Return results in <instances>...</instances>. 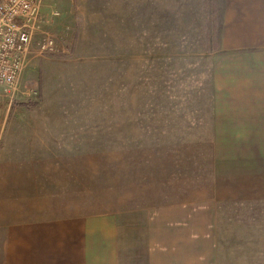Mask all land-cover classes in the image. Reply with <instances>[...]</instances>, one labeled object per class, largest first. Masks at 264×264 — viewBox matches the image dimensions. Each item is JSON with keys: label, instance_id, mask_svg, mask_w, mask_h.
Here are the masks:
<instances>
[{"label": "crops", "instance_id": "obj_1", "mask_svg": "<svg viewBox=\"0 0 264 264\" xmlns=\"http://www.w3.org/2000/svg\"><path fill=\"white\" fill-rule=\"evenodd\" d=\"M34 60L0 87V264H264V208L246 203L264 200L261 109L225 115L234 93L216 92L206 138L140 141L133 93L108 110L106 76L64 90L35 79L61 60Z\"/></svg>", "mask_w": 264, "mask_h": 264}, {"label": "rangeland", "instance_id": "obj_2", "mask_svg": "<svg viewBox=\"0 0 264 264\" xmlns=\"http://www.w3.org/2000/svg\"><path fill=\"white\" fill-rule=\"evenodd\" d=\"M40 9L26 56L37 65L61 61L41 65L34 78L56 71L71 77H59L68 90L75 77L106 76L108 110L115 107L113 94L133 93L140 141L206 138L220 102L216 92L245 97L222 101L241 105L225 108V115L237 108L244 117L260 109L264 115V0H43ZM44 34L53 36L55 47L39 53ZM114 118L108 115L107 124ZM255 201L246 203L259 215L254 203L264 208V200Z\"/></svg>", "mask_w": 264, "mask_h": 264}, {"label": "built area", "instance_id": "obj_3", "mask_svg": "<svg viewBox=\"0 0 264 264\" xmlns=\"http://www.w3.org/2000/svg\"><path fill=\"white\" fill-rule=\"evenodd\" d=\"M43 0H0V86L14 89L25 56L40 19ZM53 36L42 35L37 41L39 53L51 52ZM10 102H13L10 97Z\"/></svg>", "mask_w": 264, "mask_h": 264}, {"label": "trees", "instance_id": "obj_4", "mask_svg": "<svg viewBox=\"0 0 264 264\" xmlns=\"http://www.w3.org/2000/svg\"><path fill=\"white\" fill-rule=\"evenodd\" d=\"M19 105L24 106V107H31V106H34L35 103L31 101H27L26 103H19Z\"/></svg>", "mask_w": 264, "mask_h": 264}]
</instances>
